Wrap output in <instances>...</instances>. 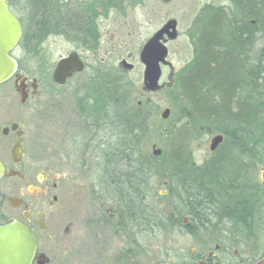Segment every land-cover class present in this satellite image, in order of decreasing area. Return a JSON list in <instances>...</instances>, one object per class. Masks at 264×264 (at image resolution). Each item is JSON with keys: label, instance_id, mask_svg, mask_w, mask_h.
<instances>
[{"label": "trees", "instance_id": "trees-1", "mask_svg": "<svg viewBox=\"0 0 264 264\" xmlns=\"http://www.w3.org/2000/svg\"><path fill=\"white\" fill-rule=\"evenodd\" d=\"M34 1V14L45 18L35 34L48 31L95 49L99 36L88 18L143 0H90L78 6ZM225 1L204 6L191 22L192 58L167 88L169 107L179 120L159 130L165 138L160 155H140L151 133L148 108L133 104L119 78L104 73L81 84L87 94L77 95L76 105L83 129L113 141L98 149L97 161L105 163L96 168L95 186L113 209L116 233L168 230L184 218L203 223L212 203L228 220L243 227L251 222L257 167L264 163V0ZM31 39L26 28L22 43ZM204 132L223 140L196 168L189 146ZM152 179L164 195L151 186Z\"/></svg>", "mask_w": 264, "mask_h": 264}, {"label": "rangeland", "instance_id": "rangeland-1", "mask_svg": "<svg viewBox=\"0 0 264 264\" xmlns=\"http://www.w3.org/2000/svg\"><path fill=\"white\" fill-rule=\"evenodd\" d=\"M15 1L21 5L25 0ZM218 3L217 0H171L168 2L143 0L141 4L128 6L122 11L124 13L113 11L109 20L101 21L102 33L97 41V47L83 52L87 62L86 69L62 87L51 86L49 75L56 61L75 49L77 46L75 43L66 40L61 35H50L45 40L33 41L34 47H38L37 52L34 51L25 56L20 54L21 58L24 57L27 62L30 61L29 64L26 63L27 69L33 70L42 81L43 93L40 96L41 105L38 109L40 119L37 121L43 138L42 160L45 164H50L56 175L65 174L70 186L75 188L72 218L74 221L69 235L64 233L66 223L63 219L61 220L55 210H52L48 216L51 225L47 233L56 231V239L65 240L66 244L64 259L58 251H51L54 264H115L114 262L117 261H120V264L121 258H124L120 251L124 246L126 248L131 246V250L136 249L133 248L134 246H148L156 250L173 246L183 250L189 245V238L186 235L175 233L172 229L153 232H137L129 229L128 238L126 234L121 232L114 234V229L109 231L107 227L100 224L99 217L106 213L101 209L99 216H96L88 204L90 202L88 183L93 180L95 169L88 166L82 167V160L92 165L93 161L97 160V154H100L98 149H102L105 143L113 141L109 135L107 137V135L96 133L92 136L83 129L77 117L76 101L77 95L87 94L84 88H81L82 83H90L95 77L98 78L104 73L119 78L122 86L130 93L133 104L139 106L145 103V107L148 108L151 133L149 139L143 143L140 155L142 157L147 154L153 156V145H155V150L160 149L162 152L165 138L160 136L159 130L173 126L179 120V115L173 113L169 107L168 67H162L159 80L162 87L155 91H146L143 88V66L139 61L140 48L168 19L174 18L177 21L178 36L166 44L167 60L171 63L175 73L180 71L192 58L189 28L193 18L207 4ZM39 54L43 59L39 57ZM122 60L131 63L133 68L131 70L123 68L120 65ZM166 107L170 109V112L168 117L163 119L161 113ZM70 128L74 131L69 132ZM45 133H48L49 139ZM66 133L75 135L78 143L67 141ZM213 136L215 135L204 132L192 141L189 151L193 153L195 159L201 160L205 154L210 152L209 144ZM258 167L257 176H260L261 171ZM151 182L155 191L162 195L161 192L164 190H161L155 179ZM77 241H81L82 246ZM132 255L130 260L133 264H144L148 260L144 262L135 260L140 257L137 252ZM103 257L112 258L103 263ZM139 261L143 263H138ZM149 261L145 264H149Z\"/></svg>", "mask_w": 264, "mask_h": 264}, {"label": "flooded vegetation", "instance_id": "flooded-vegetation-1", "mask_svg": "<svg viewBox=\"0 0 264 264\" xmlns=\"http://www.w3.org/2000/svg\"><path fill=\"white\" fill-rule=\"evenodd\" d=\"M5 1L8 10L18 19L22 34L18 43L9 53L15 59L17 69L8 80L0 84V225L13 220L24 223L36 237V253L31 264H54L51 251H58L64 259L66 257L64 255L66 254V244L65 240L56 239V231L47 233L48 227L51 225L48 216L52 210H55L61 220L63 219L66 223L64 233H69L74 221L72 218L74 215L75 198L73 193L75 188L70 186L65 174L56 175L50 164H45L42 160L43 138L42 131L40 132V127L37 125V121L40 119L38 111L41 105L40 96L43 93L42 81L31 72V69H27L26 63L29 64L30 61L27 62L24 57L23 60L20 56V54L25 56L34 52L33 41L35 42V40L33 39L36 36L43 34L42 39L45 40L49 37V33L42 30L38 32L39 34H35L38 31L37 24L44 21L45 18L34 14V0H25L21 5L15 0ZM89 1L63 0L61 3L62 5L78 6L81 5V2ZM217 1H219L218 4H207L206 6L209 8L211 6L219 7L225 5L226 2L225 0ZM113 11V9H108L106 14L88 18L90 21H94L95 30L99 37L102 33L101 21L109 20ZM116 12L119 13V11ZM120 13L124 12L121 11ZM26 28L32 39L31 42L22 43ZM85 50L87 51L89 48L79 45L71 50L78 53L85 65L84 70L87 67L83 54ZM82 72L74 74L62 86L67 85ZM49 78L52 86L62 87L51 80V74ZM77 117L82 125L78 113ZM68 131L74 130L70 128ZM86 131L88 132L87 129ZM45 134L49 139L48 133ZM74 136L68 133L67 141H74L75 144L77 138ZM214 151L205 154L201 160L195 159L191 152L192 164L196 168L204 165ZM104 163L95 160L91 165L82 160V167L88 166L95 169V176L88 183L90 192L88 204L96 216H99V210H104L106 215L102 214L99 217L100 224L110 231L113 230L115 222L113 209L108 201L105 202L106 194L100 193L95 186V182L100 179L96 175L98 173L96 168ZM258 168L261 175L257 176L255 187L257 193L252 194L251 201L257 208L255 211L252 210L249 224H244L243 227L240 221L234 222L218 215L217 208L215 209L216 205L212 203V206H208L204 210V213H208V218H205L203 223L195 221L194 218L192 220L184 218L183 224L171 226L175 233L186 235L189 238V245L183 250L173 246L165 247V249L158 248L157 250L150 249L148 246H134L133 248L136 249L131 250V246L128 248L124 246V250L120 251L124 255V258H121V263L133 264L130 259L134 256L132 254L137 252L140 257L134 259L143 260V262L148 259L145 262L150 260L149 264H263L264 163ZM80 179L82 180L81 176ZM125 234L128 236V232ZM77 242L81 245V241ZM110 258L112 257H103V263L109 261ZM111 261L113 262V259ZM119 262L114 263L119 264ZM143 262L139 261L138 263Z\"/></svg>", "mask_w": 264, "mask_h": 264}, {"label": "water", "instance_id": "water-1", "mask_svg": "<svg viewBox=\"0 0 264 264\" xmlns=\"http://www.w3.org/2000/svg\"><path fill=\"white\" fill-rule=\"evenodd\" d=\"M22 28L18 19L8 10L6 1L0 0V84L8 80L16 71L17 63L9 54L18 43ZM178 36L177 21L168 19L157 29L141 46L139 61L143 65V88L146 91L158 90L162 85L159 80L162 75V66L169 68L167 85H171L173 67L167 60V42ZM120 65L131 70L133 65L122 60ZM85 65L76 51L60 57L52 70L51 80L58 86L65 84L66 80L74 74L84 70ZM170 82V83H169ZM170 109L164 108L161 117L166 119ZM221 135L211 138L209 150L214 151L222 142ZM153 148V156L161 154L160 149ZM1 169V166H0ZM165 192L162 191L163 195ZM36 253V237L34 233L22 222L13 220L0 225V264H31ZM264 264V263H263Z\"/></svg>", "mask_w": 264, "mask_h": 264}]
</instances>
